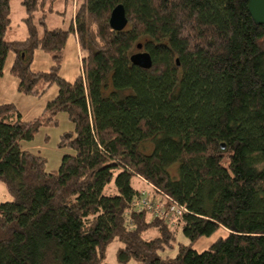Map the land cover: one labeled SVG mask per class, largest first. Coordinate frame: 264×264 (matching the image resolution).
Listing matches in <instances>:
<instances>
[{
  "label": "trees",
  "instance_id": "1",
  "mask_svg": "<svg viewBox=\"0 0 264 264\" xmlns=\"http://www.w3.org/2000/svg\"><path fill=\"white\" fill-rule=\"evenodd\" d=\"M10 1L0 0V77L13 54L20 93L37 94V83L58 92L31 121L0 103L10 198L0 203V264H105L115 239L119 258L136 264H264V27L248 0H20L27 36L7 41ZM119 4L128 25L114 32ZM67 11L69 31L46 28V12ZM69 32L81 52L73 82L58 75ZM139 44L148 70L130 62ZM37 49L52 57L46 72L30 69ZM59 112L74 125L58 143L71 154L46 171L20 143ZM149 186L182 208L176 224L135 206ZM217 232L207 249L191 248Z\"/></svg>",
  "mask_w": 264,
  "mask_h": 264
},
{
  "label": "rangeland",
  "instance_id": "2",
  "mask_svg": "<svg viewBox=\"0 0 264 264\" xmlns=\"http://www.w3.org/2000/svg\"><path fill=\"white\" fill-rule=\"evenodd\" d=\"M51 0H49L50 2ZM75 2H73V7ZM63 4L55 3L54 10L62 12ZM10 29H8L5 40H21L27 36L26 25L24 22L25 12L23 7L20 5V0L10 1ZM46 9V6L45 8ZM72 18H74V9H72ZM41 13L36 12L35 19L40 17ZM46 28L48 30L52 29H62L63 31H69L71 23L70 11L64 14L58 13H48L46 12ZM37 30L39 37L43 35V27L37 25ZM13 54H9L4 62L2 75L0 77V103H12L16 106L17 111L21 115L22 119L25 121H31L38 119L42 116L46 104L53 99V97L58 92V87L56 83H37L35 85V91L37 94H24L18 91V81L11 74V66L13 62ZM53 64L52 57L49 53L42 50H35L30 69L33 72H46L50 69ZM81 72V52L76 40V36L72 32L68 33L65 47L63 50V57L61 61L60 68L58 70V75L67 82H73L76 77ZM56 125L54 126H41L34 133L33 138L27 141H21V147L25 150H29L33 153H38L45 158L44 169L46 171H56L59 169L62 158L64 155L71 154L69 149H64L59 147V141L61 135L68 132H74L73 123L67 118V114L64 112H59L56 115ZM149 147V146H148ZM148 150H150L148 148ZM178 165H173L170 168V172L175 175ZM150 191V188H149ZM10 198L4 189V186L0 183V203L9 201ZM165 204L166 203H161ZM157 208V207H155ZM153 215V212H150ZM175 220H173L174 222ZM155 235V232H152ZM150 233L149 235L152 236ZM148 234H144V237L148 239ZM219 236V232L212 236L201 238L200 240L191 243V248L201 252L207 249ZM179 241L186 242L179 235ZM121 248V244L115 239L107 247L104 255L105 264H136L132 259L123 261L118 256V251ZM175 250L166 251L163 256H173Z\"/></svg>",
  "mask_w": 264,
  "mask_h": 264
},
{
  "label": "water",
  "instance_id": "3",
  "mask_svg": "<svg viewBox=\"0 0 264 264\" xmlns=\"http://www.w3.org/2000/svg\"><path fill=\"white\" fill-rule=\"evenodd\" d=\"M248 11L253 21L264 27V0H248ZM110 28L114 32L123 31L128 21L123 5H117L110 13L109 22ZM137 52L130 57L132 65L141 69L148 70L152 66L150 55L142 50V45L137 46ZM224 148V145H221Z\"/></svg>",
  "mask_w": 264,
  "mask_h": 264
},
{
  "label": "built area",
  "instance_id": "4",
  "mask_svg": "<svg viewBox=\"0 0 264 264\" xmlns=\"http://www.w3.org/2000/svg\"><path fill=\"white\" fill-rule=\"evenodd\" d=\"M150 187V192H143L141 198L135 203L136 207H142V209H146L149 212H153L154 215L160 217V218H167L170 216V222L172 224H176L177 223V217H179L183 210L181 207H178L175 203H173L168 197H164L166 202V206L165 204H161L160 202H158V198L156 197V199L153 198V194L152 191H154L153 187ZM155 192V191H154ZM161 195H163V193L161 192ZM164 196V195H163ZM157 207V208H155ZM173 220H175L173 222Z\"/></svg>",
  "mask_w": 264,
  "mask_h": 264
}]
</instances>
